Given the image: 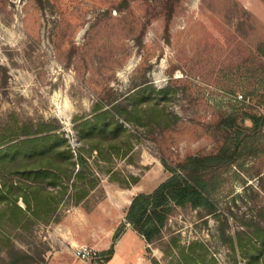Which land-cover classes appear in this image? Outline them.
Returning a JSON list of instances; mask_svg holds the SVG:
<instances>
[{"label": "rangeland", "instance_id": "374dc122", "mask_svg": "<svg viewBox=\"0 0 264 264\" xmlns=\"http://www.w3.org/2000/svg\"><path fill=\"white\" fill-rule=\"evenodd\" d=\"M170 1L0 0V130L49 123L75 156L82 145L74 119L143 80L154 91L166 88L165 100L150 101L170 115L162 129L124 124L129 144L104 146L108 160L81 152L86 177L98 182L83 201L64 199L50 223L23 232L3 228L0 238L40 254L44 264H58L56 251L71 254L62 245L69 237L92 251L87 261L70 257V264H99L113 245L117 255L105 264H186L182 253L199 264H244L227 238L264 205V153L220 175L212 215L172 206L160 238L147 246L124 222L130 200L153 191L169 167L215 152L218 121L264 85L257 51L264 49V0Z\"/></svg>", "mask_w": 264, "mask_h": 264}, {"label": "trees", "instance_id": "16d2710c", "mask_svg": "<svg viewBox=\"0 0 264 264\" xmlns=\"http://www.w3.org/2000/svg\"><path fill=\"white\" fill-rule=\"evenodd\" d=\"M257 51L264 59V49ZM262 88L264 85L253 87L241 97L242 108L218 121L216 130L221 133V144L215 152L185 157L168 168L169 177L153 191L131 199L124 222L147 244L160 238L172 206H189L203 209L207 215L214 214L213 198L219 189L220 175L264 153ZM150 95H161L165 100L166 88L154 91L143 80L126 96L97 102L91 116L75 118V130L82 145L75 156L62 132H55L56 128L49 123L22 125L17 131L0 130V229L28 231L37 223H50L64 199L74 205L82 202L98 182L94 177H86L90 170L81 152L95 151L98 158L108 160L103 156L104 146L129 144L130 134L124 124L167 127L170 115L156 103L151 104ZM129 179L131 184L137 181L133 177ZM120 185L127 187L128 183L120 182ZM240 227L234 238H227L229 249L234 254L237 252L244 264H264V205L257 207L253 219ZM120 233L121 227L112 241ZM112 254L110 246L101 253L99 264L107 262ZM181 256L186 264H199L193 257L183 253ZM0 264H44V261L40 254L35 256L18 249L4 235L0 238Z\"/></svg>", "mask_w": 264, "mask_h": 264}, {"label": "crops", "instance_id": "0c3cea01", "mask_svg": "<svg viewBox=\"0 0 264 264\" xmlns=\"http://www.w3.org/2000/svg\"><path fill=\"white\" fill-rule=\"evenodd\" d=\"M131 201V200H130ZM56 231L58 232V227H57V229H56ZM67 241V243H62V245L63 246H66V244H67V246H70L71 247V250H70V255L69 254H66V253H64V252H62V251H56L55 253H54V255H55V260H58V264H70L69 262H70V257H73V255H72V247H74V246H76V245H79V243L78 242H76L73 238H71V237H69V238H67L66 239ZM66 246V247H67ZM146 246H147V243H146ZM112 248H113V254L111 255V258L115 255H117V252H115L114 253V245L112 246ZM109 249V248H108ZM107 249V250H108ZM106 250H104V251H102L101 253H103V252H105ZM100 253V254H101ZM110 258V259H111ZM109 259V260H110ZM108 260V261H109ZM106 262H104L103 264H105Z\"/></svg>", "mask_w": 264, "mask_h": 264}, {"label": "built area", "instance_id": "2783aa9c", "mask_svg": "<svg viewBox=\"0 0 264 264\" xmlns=\"http://www.w3.org/2000/svg\"><path fill=\"white\" fill-rule=\"evenodd\" d=\"M72 255L75 259H77L79 262H85L92 256V251L90 248H88L85 245H79L73 247Z\"/></svg>", "mask_w": 264, "mask_h": 264}, {"label": "bare ground", "instance_id": "6f19581e", "mask_svg": "<svg viewBox=\"0 0 264 264\" xmlns=\"http://www.w3.org/2000/svg\"><path fill=\"white\" fill-rule=\"evenodd\" d=\"M133 66V65H132ZM132 66L130 65V67L132 68ZM128 67V66H127Z\"/></svg>", "mask_w": 264, "mask_h": 264}]
</instances>
